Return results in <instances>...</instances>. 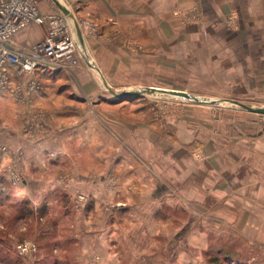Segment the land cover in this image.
<instances>
[{
  "label": "rangeland",
  "instance_id": "rangeland-1",
  "mask_svg": "<svg viewBox=\"0 0 264 264\" xmlns=\"http://www.w3.org/2000/svg\"><path fill=\"white\" fill-rule=\"evenodd\" d=\"M69 7L74 13L80 5ZM188 17L184 22L199 28H192V33H200L189 41L211 45L208 21L194 12ZM239 22L236 14L226 19L225 25L237 31L231 39L238 47L231 53L219 49V66L216 50L208 49L190 53L202 57L192 63L182 60L186 53L177 52L180 58L173 69L158 71L160 88L181 89L204 99L214 96L216 105L157 92L121 98L103 88L100 99L85 105L63 92L40 108L22 110L12 124L19 137L29 141L18 146L2 140L7 129L0 123V257L14 256L21 264H264V228L227 220L224 211L194 206L181 192L189 179L180 190L171 183L173 192L166 202L152 204L133 195L140 191L135 181L145 178L146 170L152 173L139 162L148 140V121L159 119L168 129L169 121L192 118L201 123L206 115L219 117L226 110L249 113L227 100L264 107V73L255 61L261 51L239 45L248 41L250 32L240 31ZM78 52L70 63L78 62ZM234 52L241 57L239 66L254 68L239 72V78L248 79L236 82L235 74L227 71ZM252 57L254 64L248 66L245 62ZM23 74L29 84L24 90L17 86L21 104L41 89L38 81L39 88H30L33 78ZM195 108L200 111L189 112ZM248 115L264 119L263 114ZM0 117L9 124V116Z\"/></svg>",
  "mask_w": 264,
  "mask_h": 264
},
{
  "label": "crops",
  "instance_id": "crops-1",
  "mask_svg": "<svg viewBox=\"0 0 264 264\" xmlns=\"http://www.w3.org/2000/svg\"><path fill=\"white\" fill-rule=\"evenodd\" d=\"M69 4L80 7L72 13ZM64 9L74 14L83 33L85 45L80 46L76 64L69 62L54 69L39 67L36 77L41 89L32 91L24 104L17 102L15 88L24 90L28 77L14 64L5 67L9 84L0 91V116L6 114L11 120L5 125L0 117V123L7 129L2 140L13 147L29 140L19 137V129L12 122L28 106L40 108L56 94L70 92L84 105L96 102L106 88L103 78L116 90L147 86L170 89L160 88L163 84L156 79L158 71L168 73L173 69L180 58L177 52L186 53L182 60L192 63L202 57L190 53L216 50L219 66L217 51L225 48L231 53V48L238 47L231 39L237 31L225 25L232 14L240 17V31H250L248 41L239 45L260 48V57L255 61L264 73V0H38L44 22H30L13 36L10 46L17 50L32 48L49 34L53 18H62L63 22L69 18L68 25L77 38L75 20ZM192 12L208 21L211 45L189 41L200 35L192 33L194 27L199 32L194 23L184 22ZM227 56L234 58L227 71L235 74L236 82L240 71H253L254 68L239 66L241 57L236 52ZM245 63L253 65L254 58ZM195 110L200 111L195 108L189 112ZM250 113L220 111L219 117L206 115L201 123L192 118L189 122L169 121L168 129L159 119L143 123L149 133L139 162L152 173L146 170L145 178L135 181L137 185L133 186H139L140 191L133 195L152 204L166 202V196L172 195V186L179 189L183 180L189 179L188 188L185 186L181 192L194 206L224 211L227 220L264 228V119ZM146 213L151 215L149 210Z\"/></svg>",
  "mask_w": 264,
  "mask_h": 264
},
{
  "label": "built area",
  "instance_id": "built-area-1",
  "mask_svg": "<svg viewBox=\"0 0 264 264\" xmlns=\"http://www.w3.org/2000/svg\"><path fill=\"white\" fill-rule=\"evenodd\" d=\"M30 22L43 23L38 0H0V91L9 84L5 67L14 64L21 74L33 78L30 88H39L34 76L41 66L60 68L80 49L73 29L62 18H53L49 34L30 49L17 50L11 39ZM15 88V93L19 92Z\"/></svg>",
  "mask_w": 264,
  "mask_h": 264
},
{
  "label": "water",
  "instance_id": "water-1",
  "mask_svg": "<svg viewBox=\"0 0 264 264\" xmlns=\"http://www.w3.org/2000/svg\"><path fill=\"white\" fill-rule=\"evenodd\" d=\"M64 12L66 14H70V16H72V18L75 20V28L77 29V42L78 45H80L81 47H84V40H83V33H82V29H80V26L78 24V21L76 20V17L74 16V14H72L69 10L64 9ZM104 84L106 86V88L108 90H110L112 92V94L116 97H139V96H145L148 93H160V94H166V95H172L175 97H181L183 99L198 103V104H204V105H210V104H218L219 100L218 99H204L201 98L200 96L197 95H192L186 91L183 90H173V89H159V88H155V87H144V88H138V89H132V90H114L110 84L107 82V80L105 78H103ZM228 102H231L234 105H237L238 107H242L246 110H248L249 112L252 113H259V114H263L264 115V107H253L250 106L244 102H238L236 100H227Z\"/></svg>",
  "mask_w": 264,
  "mask_h": 264
},
{
  "label": "trees",
  "instance_id": "trees-1",
  "mask_svg": "<svg viewBox=\"0 0 264 264\" xmlns=\"http://www.w3.org/2000/svg\"><path fill=\"white\" fill-rule=\"evenodd\" d=\"M2 250H0V255L2 254ZM0 264H21L20 260L17 259L16 257H12L11 259H6V258H2L0 257Z\"/></svg>",
  "mask_w": 264,
  "mask_h": 264
}]
</instances>
